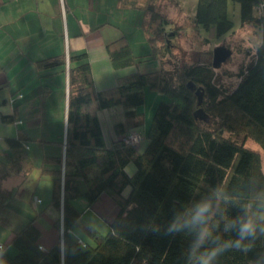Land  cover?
<instances>
[{
  "label": "trees",
  "instance_id": "1",
  "mask_svg": "<svg viewBox=\"0 0 264 264\" xmlns=\"http://www.w3.org/2000/svg\"><path fill=\"white\" fill-rule=\"evenodd\" d=\"M165 1L146 0L144 5L142 29L149 53L134 55L124 37L107 46L116 69L150 57L158 61V69L137 70L115 85L96 89L86 53L69 54L65 150L46 158L54 166L42 170L53 178L49 206L59 213L54 223L59 237L42 248V232L35 222L39 215H34L14 231L10 240L14 253L7 252V264H185L190 238L146 232L145 223L167 224L174 208L208 185L242 188L250 175L264 174L261 153L246 146L250 140L264 155V40L255 48L253 59L239 69V81L232 90L216 82L218 66L210 60L185 59L174 70H166L164 61L173 50L177 31L165 29L172 22L163 11ZM168 1L182 11L178 3ZM233 1L240 4V27L263 26L264 0ZM227 3L197 0L191 16L194 25L209 31L211 37L230 34L233 22L227 17ZM210 54L213 60V51ZM40 63L65 69L64 55ZM146 89L168 97L158 101L148 130L139 109ZM91 102L99 110L122 109V118L111 124L108 141L98 115L84 108ZM14 116L2 119L13 121ZM145 127L147 141L142 150L139 141L124 142L125 136L140 134ZM28 140L24 133L8 139L9 151L0 159V213L12 196L3 181L33 168L24 146ZM80 195L89 207L103 197L113 202L116 212L105 219L106 234L84 218L75 204ZM251 258V253L231 251L219 264H251Z\"/></svg>",
  "mask_w": 264,
  "mask_h": 264
},
{
  "label": "crops",
  "instance_id": "2",
  "mask_svg": "<svg viewBox=\"0 0 264 264\" xmlns=\"http://www.w3.org/2000/svg\"><path fill=\"white\" fill-rule=\"evenodd\" d=\"M145 2L0 0V159L9 151L8 139L24 133L29 138L24 146L33 163L27 174L13 173L3 181L5 187L12 189V196L0 213V242L8 253H14L9 252L13 249L10 240L14 231L36 214L42 248H48L59 237L54 226L59 213L49 206L53 178L42 170L54 166L45 160L62 152L66 136L69 54L86 53L96 89L115 85L119 78L135 73L134 65L114 68L107 46L124 37L134 55L149 53L150 45L142 29ZM60 55L65 57V69L63 65L39 64L40 60ZM84 108L98 115L108 141L113 122L109 115L121 108L99 110L95 102L84 104ZM14 113L13 121L2 119ZM148 120L149 116H145L146 124ZM141 143L143 139L138 143L139 149ZM39 188L44 191L41 196ZM80 188L85 186L80 183ZM101 205L105 207L98 212L100 216L113 218V202L103 197L92 206L101 209Z\"/></svg>",
  "mask_w": 264,
  "mask_h": 264
},
{
  "label": "clouds",
  "instance_id": "3",
  "mask_svg": "<svg viewBox=\"0 0 264 264\" xmlns=\"http://www.w3.org/2000/svg\"><path fill=\"white\" fill-rule=\"evenodd\" d=\"M143 229L189 237L185 264H219L231 251L251 253V264H264V174L250 175L242 188L208 185L174 208L167 224L150 220ZM7 251L0 242V264H7Z\"/></svg>",
  "mask_w": 264,
  "mask_h": 264
},
{
  "label": "rangeland",
  "instance_id": "4",
  "mask_svg": "<svg viewBox=\"0 0 264 264\" xmlns=\"http://www.w3.org/2000/svg\"><path fill=\"white\" fill-rule=\"evenodd\" d=\"M173 1L178 3L182 11L168 0L165 1L163 11L172 20L170 24L165 25V29L177 31V36L173 39V50L168 53L164 61L165 69L174 70L176 67H179L181 61L185 59L191 61L200 58L212 61V54L210 53H212L213 49L224 46L228 48L231 53L216 69V82L226 90H232L239 81L237 75L239 69L242 66L246 67L253 59L252 54L255 48L264 40V24L258 28L250 26L240 27V4L236 1L228 0L227 17L233 22V31L230 34L211 37L209 31L199 28V32L198 27L193 23L191 16H193L196 11L197 0ZM135 41L134 44L137 43V40ZM247 51H250L249 54ZM158 67V61L150 57L147 60L138 61L137 64L134 65L133 70L144 72L156 70ZM146 91V100L139 109L144 113L143 118L149 116V120L146 124L148 130L152 114L158 101L160 99L167 101L168 97L162 96L160 98L158 93L150 92L148 89H146ZM121 113V109H115L112 111L111 115H109V121H116L122 118ZM141 131L143 132V129ZM141 131L139 132L140 135ZM140 135L139 137L141 138L142 135ZM141 140L142 138L139 142ZM146 141L145 136H143V143L140 144V150L144 148ZM137 142L135 143L137 144ZM246 146L259 151L264 160L263 153L254 143L248 140ZM80 189L84 191L85 188ZM50 191L52 192V189ZM43 192V188L38 189V194L40 196L43 195ZM75 204L78 208L83 210L84 218L92 223L102 234L108 232V223L98 213L99 211H103L105 205H101L102 210L98 209L96 206L89 207L84 195H80L76 198ZM1 226H3L2 223ZM12 250L13 249L9 252H12Z\"/></svg>",
  "mask_w": 264,
  "mask_h": 264
},
{
  "label": "water",
  "instance_id": "5",
  "mask_svg": "<svg viewBox=\"0 0 264 264\" xmlns=\"http://www.w3.org/2000/svg\"><path fill=\"white\" fill-rule=\"evenodd\" d=\"M231 51L222 46V47H216L213 49V66H219V64L224 61L229 55Z\"/></svg>",
  "mask_w": 264,
  "mask_h": 264
},
{
  "label": "built area",
  "instance_id": "6",
  "mask_svg": "<svg viewBox=\"0 0 264 264\" xmlns=\"http://www.w3.org/2000/svg\"><path fill=\"white\" fill-rule=\"evenodd\" d=\"M20 96V95H19ZM140 134L138 133H130L128 134L127 136H125L123 138L124 142L126 144H134L135 142L139 141L141 138L139 137ZM65 150V140H64V143H63V151ZM64 153V152H63ZM38 199L36 198V201Z\"/></svg>",
  "mask_w": 264,
  "mask_h": 264
}]
</instances>
